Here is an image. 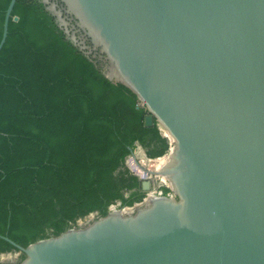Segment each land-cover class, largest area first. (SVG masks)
<instances>
[{
  "label": "water",
  "instance_id": "1",
  "mask_svg": "<svg viewBox=\"0 0 264 264\" xmlns=\"http://www.w3.org/2000/svg\"><path fill=\"white\" fill-rule=\"evenodd\" d=\"M41 1L167 132V163L134 175L172 193L26 246L0 234L24 254L12 264H264V0Z\"/></svg>",
  "mask_w": 264,
  "mask_h": 264
},
{
  "label": "trees",
  "instance_id": "2",
  "mask_svg": "<svg viewBox=\"0 0 264 264\" xmlns=\"http://www.w3.org/2000/svg\"><path fill=\"white\" fill-rule=\"evenodd\" d=\"M10 1L0 0V41ZM147 113L67 39L41 0H17L0 51V234L26 246L106 215L116 201H140L127 157L140 145L164 159L169 148L156 121L145 126ZM10 251L19 250L0 237V254Z\"/></svg>",
  "mask_w": 264,
  "mask_h": 264
},
{
  "label": "rangeland",
  "instance_id": "3",
  "mask_svg": "<svg viewBox=\"0 0 264 264\" xmlns=\"http://www.w3.org/2000/svg\"><path fill=\"white\" fill-rule=\"evenodd\" d=\"M160 130H161L162 134L165 136L166 131L163 129H160ZM167 138H168V140H170L169 137H167ZM134 152H136V158L138 160V163H136L134 161V159L130 158V156H132V155H129L127 157V160H126V162L128 161L127 167L130 169V171L133 174L134 173H140L139 172V170H141L139 167L140 165L144 168H147V169L160 170L161 167H163L167 163L168 156L163 157V158H167V159H159V160H157L155 158H150V157H148L146 150L142 146H136L134 149ZM165 155H168V153ZM166 185H168L166 187H169L168 182ZM95 217H96V214L94 213V214H89V215L82 217V218H78L74 225H85ZM19 258H20V252L19 251H10V252L1 253L0 254V263L1 264H12L13 262L16 263L19 260Z\"/></svg>",
  "mask_w": 264,
  "mask_h": 264
},
{
  "label": "built area",
  "instance_id": "4",
  "mask_svg": "<svg viewBox=\"0 0 264 264\" xmlns=\"http://www.w3.org/2000/svg\"><path fill=\"white\" fill-rule=\"evenodd\" d=\"M168 143H169V147H170L171 146V141L168 140ZM135 156H136V152H135ZM130 158L134 159L133 156H130ZM134 161H135V159H134ZM151 179L153 181V185H152L151 190L145 192L143 198L140 201L135 202L133 205H130L129 207H131V208L137 207V206L143 204L146 200H148L149 198H151L153 196L171 195L172 192H169L168 194L164 193V187L168 186V185H166L167 181H165L163 178L157 177V176H153ZM121 207H123L121 202L120 201H116V202L111 203L109 205V210L119 209ZM94 213L97 216V212H93V213H90V214H94Z\"/></svg>",
  "mask_w": 264,
  "mask_h": 264
},
{
  "label": "bare ground",
  "instance_id": "5",
  "mask_svg": "<svg viewBox=\"0 0 264 264\" xmlns=\"http://www.w3.org/2000/svg\"><path fill=\"white\" fill-rule=\"evenodd\" d=\"M166 135H168L167 132H166ZM159 159H161V158H157V160H159ZM164 159H167V158H164ZM168 160H169V157H168L167 161H168ZM161 169H162V167H161ZM161 169H160V170H161ZM160 170H155V171H160ZM164 180H165V179H164ZM165 181H166V180H165Z\"/></svg>",
  "mask_w": 264,
  "mask_h": 264
},
{
  "label": "flooded vegetation",
  "instance_id": "6",
  "mask_svg": "<svg viewBox=\"0 0 264 264\" xmlns=\"http://www.w3.org/2000/svg\"><path fill=\"white\" fill-rule=\"evenodd\" d=\"M143 192V191H142ZM143 193H145V192H143Z\"/></svg>",
  "mask_w": 264,
  "mask_h": 264
},
{
  "label": "crops",
  "instance_id": "7",
  "mask_svg": "<svg viewBox=\"0 0 264 264\" xmlns=\"http://www.w3.org/2000/svg\"><path fill=\"white\" fill-rule=\"evenodd\" d=\"M140 171V170H139Z\"/></svg>",
  "mask_w": 264,
  "mask_h": 264
}]
</instances>
